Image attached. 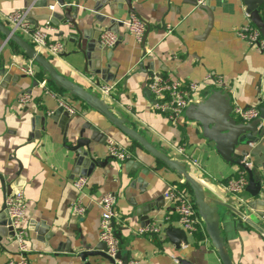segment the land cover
Returning <instances> with one entry per match:
<instances>
[{"label":"crops","instance_id":"obj_1","mask_svg":"<svg viewBox=\"0 0 264 264\" xmlns=\"http://www.w3.org/2000/svg\"><path fill=\"white\" fill-rule=\"evenodd\" d=\"M78 1L72 11L75 24L54 17V13H64L65 5L59 0H0V21L11 28L7 18L10 12L29 9L35 27L47 21L54 24L51 38L65 41L66 50L59 56L46 51L42 54L61 74L98 93L101 85H113L107 101L137 130L172 157L196 159L199 165L188 163L189 171L207 191L264 228L263 127L257 138L237 149L242 161L262 177L263 188L254 196L246 186L240 199L224 188L240 166L222 159L214 144L202 136L199 123L188 120L184 113L173 122L167 111L158 110L148 87L153 73L195 82L214 74L224 79L223 88L231 93L234 106L260 108L258 90L260 82L264 84V51L237 34L245 25L255 26L244 0H211L208 6L213 12V25L204 38L208 11L193 0ZM260 9L264 19V4ZM132 14L146 23L142 41L129 31ZM105 29L119 35L111 49L102 48L99 42ZM83 51L91 62L89 66ZM29 60L0 32V211L5 208L8 194L24 192L29 264H85L81 251L96 249L102 242L99 201L105 193L117 196L115 231L120 233L123 257L137 258L144 264H182L174 256L189 264H223L207 233L198 239L197 232L191 234L184 229L188 243H181L179 248L167 235V227L183 229L174 204L165 198V193L183 178L143 147L133 146V140L85 102L65 93H46L38 83L46 78L29 76L19 69ZM211 88L203 92V99ZM23 92L33 95L26 105L18 100ZM61 97L76 108L75 114L59 106ZM81 139H90L82 148L89 151L94 162L77 158ZM109 139L127 148L132 159L112 158ZM179 147L184 148L183 154ZM246 175L248 185L247 171ZM79 176L88 179L83 192L74 185ZM79 196L86 207L83 216L72 210ZM220 214L222 235L233 262L264 264V232L228 208L221 207ZM4 223L0 225V264L19 257L18 243L8 231L9 223ZM153 225L160 228L159 233H139L141 227ZM89 260L93 264H117L101 256Z\"/></svg>","mask_w":264,"mask_h":264},{"label":"water","instance_id":"obj_2","mask_svg":"<svg viewBox=\"0 0 264 264\" xmlns=\"http://www.w3.org/2000/svg\"><path fill=\"white\" fill-rule=\"evenodd\" d=\"M59 2L65 5L64 13H54V17L60 21L67 18L70 22L75 24V18L72 17V11L75 8V5H79V1L76 0L75 3H72L68 0L66 3V0H59ZM193 3L196 4V1L193 0ZM244 3L247 6V13L250 16L251 21L260 30L264 37V19L260 9L264 4V0H244ZM201 7L205 8L209 15L208 27L202 35V38H204L207 37L212 28L214 17L208 4ZM56 22L59 23V21ZM0 32L6 36L8 41L17 44L24 53L35 62V64L41 69L42 73L47 76L48 80L53 82L58 89L64 90L68 97L78 98L94 110L105 115L115 127L125 133L131 140L139 143L141 147L151 153L156 159L163 162L170 169L176 171L183 178V182L190 185L197 212L202 219L205 231L208 234L213 247L217 250L223 264L235 263L231 258L225 239L222 235L221 207L237 212L248 223L263 233V228L247 218L244 212H240L231 204L221 202L213 197L209 191H207L204 184L189 171L188 163L184 159L172 157L166 152V150L157 147L155 143L151 142L131 124V120L123 112L115 109V107L97 91L88 90L86 87L61 74L50 59L38 52L27 39L14 32L1 21ZM80 46L81 44L79 40V47ZM100 50L102 51L101 47ZM83 52L85 54V61L89 66L91 62L89 61L86 52ZM258 102L261 111L260 116L249 122L240 121L233 114L234 103L231 93L223 87H212L208 95L202 101L189 104L184 111L188 120L197 122L201 125L202 136L208 142L214 144L216 152L224 161L232 165L237 163L248 172L249 184L247 185V190L254 196L262 190L263 179L260 175H256V173L242 161L237 149L241 145L249 143L257 138L262 127L264 130V84L262 81L260 82V88L258 90ZM89 141L90 139H81L78 142L76 154L80 161L85 160V157V161L87 162H91L92 160L89 156V151L87 149L83 150L82 148L83 145L89 144ZM243 154H245V152L242 153V155ZM2 221L6 222L3 224L4 226H7L10 222V220H8L6 208L0 211V225ZM8 231L13 234L11 227H8ZM166 232L177 248L181 246V243H188V237L184 229L170 226L166 228ZM116 235L117 237H120V233L116 232ZM80 256L82 260L85 261V264H93L89 260V257L96 256L108 259L112 263H115L116 259L124 260L123 264H127L129 261L126 257L122 256L120 251L115 259L108 255L107 246L104 242L98 244L96 249H84L81 251ZM179 262L182 264H189L187 260L183 259H179Z\"/></svg>","mask_w":264,"mask_h":264},{"label":"built area","instance_id":"obj_3","mask_svg":"<svg viewBox=\"0 0 264 264\" xmlns=\"http://www.w3.org/2000/svg\"><path fill=\"white\" fill-rule=\"evenodd\" d=\"M197 6H204L211 0H194ZM51 9H55V5H50ZM8 21L11 24V29L26 36L35 49L42 53L48 52L51 56H59L66 50V43L63 40H53L52 33L56 30L54 24L47 21L43 26L35 27L30 18L29 9H15L8 15ZM128 28L138 41H142L146 32V23L138 15L132 14L128 22ZM171 30V27H167ZM237 34L248 41V43L258 49L264 51V37L260 30L252 24L245 25L237 30ZM119 41V35L111 30L105 29L101 32L99 42L102 48L111 49ZM19 69L22 73L36 77L38 74L37 65L30 59L25 65H20ZM39 85L46 93L57 96L55 91H52L47 85L46 81H39ZM224 79L221 76L208 74L203 81H184L182 79H171L163 77L158 73H153L149 80V90L154 96L156 102L155 107L160 111H167L169 118L173 122H177L179 117L184 113L186 107L191 103H197L203 100V92L209 87H223ZM113 85L105 84L99 87V93L105 99L111 96ZM59 96V95H58ZM33 95L30 92H23L19 95V102L21 105H26L31 102ZM59 106L64 108L70 114L76 113V108L71 106L64 97L59 98ZM233 113L242 121L249 122L258 118L261 114L259 107H243L234 106ZM264 121V120H263ZM109 155L119 161H127L132 159L131 152L114 139L108 140ZM178 151L183 154L184 148L179 147ZM187 163L193 166H198L196 159H184ZM248 164L247 162H245ZM248 183L245 170H239L235 177L230 178L225 184L224 188L242 198V193ZM75 187L79 192L88 185V179L85 176H79L74 181ZM165 198L171 201L178 213V221L180 225L187 232L193 234L203 226V221L200 218L194 200L188 193L171 188L165 193ZM100 207L102 208V215L100 220V239L107 246V254L115 259L120 251V239L115 231V217L117 215L115 206L117 203V196L114 193H105L100 197ZM5 208L8 218L10 220L9 227L12 228L13 237L18 243V258L9 259L6 264H29L27 253L28 246V230L25 226L27 203L25 194L22 190L12 192L6 196ZM72 210L75 214L83 216L86 212L81 197L79 196L72 205ZM243 212V211H242ZM264 220V212L262 216ZM160 228L156 226L141 227L139 233H159ZM264 232V228H263ZM176 260H179L174 256ZM117 264H123V261L116 259ZM127 264H144L140 259L133 258Z\"/></svg>","mask_w":264,"mask_h":264},{"label":"trees","instance_id":"obj_4","mask_svg":"<svg viewBox=\"0 0 264 264\" xmlns=\"http://www.w3.org/2000/svg\"><path fill=\"white\" fill-rule=\"evenodd\" d=\"M37 77H40L41 79H45V78H46L48 84L51 86V88H53V90H54L57 94H59V95H63V94L65 93L64 90L58 89V88L54 85L53 82L49 81L48 78H47V76L44 75V74L42 73V71H41L40 68L38 69ZM133 146H139V147H141V146L139 145V143H137V142H135V141H133ZM240 169H241V170H245L242 166H240ZM175 187H176L178 190H181V191H184V192L188 193L189 196L192 198V200H194V199H193L192 189H191V187H190L189 184H185L184 182H179V183H175ZM203 234L207 236L206 231H205V229H204V226H202L201 228H199V230L197 231V234H196V235L198 236V239H199V237H200V238H203Z\"/></svg>","mask_w":264,"mask_h":264}]
</instances>
